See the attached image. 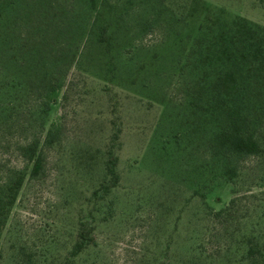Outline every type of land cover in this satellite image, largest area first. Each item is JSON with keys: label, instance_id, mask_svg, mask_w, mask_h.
<instances>
[{"label": "rangeland", "instance_id": "374dc122", "mask_svg": "<svg viewBox=\"0 0 264 264\" xmlns=\"http://www.w3.org/2000/svg\"><path fill=\"white\" fill-rule=\"evenodd\" d=\"M237 19L264 0H0V264H264V153L216 155L236 86L208 30ZM243 108L264 149V83Z\"/></svg>", "mask_w": 264, "mask_h": 264}, {"label": "trees", "instance_id": "16d2710c", "mask_svg": "<svg viewBox=\"0 0 264 264\" xmlns=\"http://www.w3.org/2000/svg\"><path fill=\"white\" fill-rule=\"evenodd\" d=\"M211 28L208 32L219 37V48L222 55L219 59L220 65H227L231 70L236 91L229 97L228 103L234 104L235 109L231 110L228 122L223 126L216 139V155L219 159L229 158L233 155L258 156L264 153L260 141L248 131V120L244 108L246 100L256 92V88L264 83V27L254 24L245 19H237L229 26L219 27L218 30ZM101 44L110 45L111 40L108 29L104 28L98 38ZM119 139L118 133L114 135V142ZM25 156L31 163L30 176L38 178L46 165V157L43 149L37 144H31L25 151ZM237 166L226 164L224 175L227 180L234 181L237 177ZM107 176L110 183L95 191V195L109 194L117 187L120 177L117 172V158L111 150L110 158L106 166ZM25 182V176L20 175L8 194L6 202H2L4 211L9 210L16 201L17 194ZM86 240V237H84ZM85 247V242L78 243L73 254H79ZM255 251L250 249V254Z\"/></svg>", "mask_w": 264, "mask_h": 264}]
</instances>
